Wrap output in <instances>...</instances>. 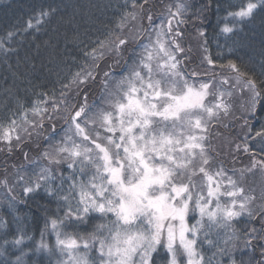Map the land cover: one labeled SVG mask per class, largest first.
<instances>
[{"label":"snow or ice","instance_id":"6c2138e0","mask_svg":"<svg viewBox=\"0 0 264 264\" xmlns=\"http://www.w3.org/2000/svg\"><path fill=\"white\" fill-rule=\"evenodd\" d=\"M156 7L124 0L104 23L112 0L68 19L40 0L27 20L0 23L11 76L0 82V152L23 153L0 165V189L10 207L41 189L56 205L30 248L25 226L0 219V264H44L42 253L48 264H264V0H217L214 26L226 41L258 30L259 71L218 64L206 40L200 56L185 47V17L202 39L212 0Z\"/></svg>","mask_w":264,"mask_h":264},{"label":"trees","instance_id":"16d2710c","mask_svg":"<svg viewBox=\"0 0 264 264\" xmlns=\"http://www.w3.org/2000/svg\"><path fill=\"white\" fill-rule=\"evenodd\" d=\"M57 4L61 6V14L64 15L65 19H68L73 16V13L78 11L80 6H86L89 3H94L96 0H55ZM107 3V0H104ZM130 2V0H129ZM175 3L176 0H155L157 7L154 9L156 14H159L163 8V5L167 3ZM187 2L192 5L191 11H196L202 5L207 4L209 0H187ZM242 0H219V3L222 6H226L227 4H234L239 7ZM40 3V0H0V23H3L7 20L8 23H16L21 20H27L28 16L32 14L31 10L33 6H36ZM124 0H112L113 8L108 9L105 13V18L103 19L104 23H107V18L113 16L114 11L120 4H123ZM217 0H212V8L211 14L205 12L206 20L204 21L203 27L206 31L207 35L203 37L200 41L197 38L195 39V35H197V29L201 26V22L196 20L192 16L185 17L186 23L181 25L184 29L185 35V47H192L193 52L192 55L200 56L203 53L200 51V48L196 46L197 41L202 44L204 41H207V49L208 55L212 57H220L221 59L217 60V63H226L227 60H234L238 64L241 60L246 63H255L257 66V71H259V63L261 61L260 52L262 49L261 37L257 30L256 33H253L249 30V28H245L242 32H240L237 36H233L230 40L226 41L223 35H218L219 28L214 26L217 24V21L220 20L221 24L224 23L222 18L225 16L224 11L217 12L216 11ZM64 6H67L66 8ZM86 10V9H85ZM210 21V23H209ZM76 23H82L81 17L79 15L76 16ZM147 21L145 20V23ZM230 23V21H229ZM85 26H87L85 24ZM51 27L46 26V29L51 35ZM64 29H61L63 32ZM252 36H255V39H250ZM31 38V37H29ZM47 36H41L40 40L47 39ZM232 41H238V43L233 46ZM39 42V41H38ZM23 54V52L21 53ZM15 57L12 58V62H15ZM111 63V61H109ZM195 63H199V60H196ZM194 64V63H193ZM104 70H107L105 68ZM5 75L9 76V80H11V76L6 72L5 66L0 65V82H2L3 77ZM25 85H20L21 94L23 95V88ZM49 87L51 85L49 84ZM59 127V125H57ZM237 130H239L237 128ZM243 135V133H241ZM29 147H34V145H30ZM25 151H28V148H25ZM35 152L30 153L31 156H35ZM7 159L8 164H20L23 162V153L16 152L11 157L6 158L5 154L0 152V165ZM247 160H244L243 163L246 164ZM232 165L231 162L227 164ZM242 164L238 162L235 167H241ZM11 172V169H9ZM3 172V168L0 167V173ZM2 190V189H0ZM19 192L15 194H19ZM19 201L16 205L9 206V202L6 198L5 201L0 203V219L7 221L10 225L15 228V224H19L21 226H25L27 229V235L35 237L34 241L26 240L24 243V248L33 247L36 241L40 240V230L44 227V219L45 216H51L56 212L55 203H49V198L45 197L43 190H40L38 195H33L31 199H26L22 195H19ZM60 215H63L61 212ZM15 218V224H13V220ZM66 231L71 232L72 229H66ZM90 231V229H89ZM3 230H0L2 233ZM53 236V235H52ZM8 238H11L9 235ZM55 237H51L50 233L45 234V240L54 244ZM211 254V251L208 253ZM44 260V264H48L49 257L46 254H41ZM35 256H30L26 258L27 264H32V261L35 260ZM53 264L56 259L55 256L51 257Z\"/></svg>","mask_w":264,"mask_h":264},{"label":"rangeland","instance_id":"374dc122","mask_svg":"<svg viewBox=\"0 0 264 264\" xmlns=\"http://www.w3.org/2000/svg\"><path fill=\"white\" fill-rule=\"evenodd\" d=\"M194 38L196 39V38H197V35H195ZM200 41H201V39H200ZM201 42H202V41H201ZM201 42L197 41L196 46H197L198 48H200V46L202 45ZM196 65H197V63H194V64L189 65V66H188V70L191 71V69H192L193 67H196ZM230 161H231V158H229V162H230ZM246 163H247V162H246ZM227 166H228V165H227ZM228 167H232V165H229ZM237 168H239V167H237ZM249 179H251V178H249ZM19 190H20L19 187H17L16 193L19 192ZM5 191H6V190H4V189L0 190V203L6 200ZM51 237H54V235H53V236L51 235ZM54 243H55V239H54Z\"/></svg>","mask_w":264,"mask_h":264}]
</instances>
